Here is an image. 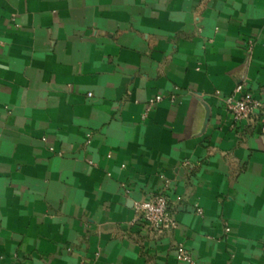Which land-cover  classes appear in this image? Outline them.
Segmentation results:
<instances>
[{
	"label": "crops",
	"instance_id": "crops-1",
	"mask_svg": "<svg viewBox=\"0 0 264 264\" xmlns=\"http://www.w3.org/2000/svg\"><path fill=\"white\" fill-rule=\"evenodd\" d=\"M244 81L264 0H0V264H264V134L217 93ZM165 179L176 226L133 224Z\"/></svg>",
	"mask_w": 264,
	"mask_h": 264
},
{
	"label": "built area",
	"instance_id": "built-area-1",
	"mask_svg": "<svg viewBox=\"0 0 264 264\" xmlns=\"http://www.w3.org/2000/svg\"><path fill=\"white\" fill-rule=\"evenodd\" d=\"M217 93L221 97L223 106L231 115L234 124L246 120L255 126H259L260 131L264 134V90H262L261 95L256 96L248 89L247 82L244 81L237 84L230 94ZM164 97L162 94H158L150 98L147 109L152 108ZM162 178L164 179L163 176ZM168 189L169 181L165 179L159 192L136 201L134 204L136 218L133 224L140 223L145 228L157 231L176 226V218L167 195ZM198 211L201 213L202 210L199 208ZM226 230L229 231L230 229L226 228ZM176 257L178 260L195 264L191 252L183 243L177 245Z\"/></svg>",
	"mask_w": 264,
	"mask_h": 264
}]
</instances>
